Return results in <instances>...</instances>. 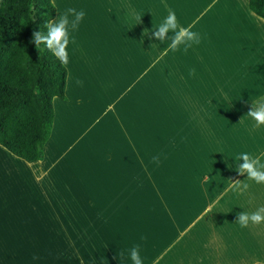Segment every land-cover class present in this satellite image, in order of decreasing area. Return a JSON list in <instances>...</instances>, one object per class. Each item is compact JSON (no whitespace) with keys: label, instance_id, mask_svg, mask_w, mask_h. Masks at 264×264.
I'll list each match as a JSON object with an SVG mask.
<instances>
[{"label":"rangeland","instance_id":"obj_1","mask_svg":"<svg viewBox=\"0 0 264 264\" xmlns=\"http://www.w3.org/2000/svg\"><path fill=\"white\" fill-rule=\"evenodd\" d=\"M109 1L94 8L87 0L79 9L75 0L64 2L63 14L75 8L84 16L76 29L68 17L67 100L53 102L54 126L37 183L44 191L0 149V264H133L135 246L143 264H172L173 255L174 264H201L202 251H193L204 237L198 219L206 215L205 233L214 236L207 215L218 199L240 176L242 184L254 181L237 172L243 163L237 157L248 153L264 164L249 106L232 125L220 115L225 101L218 98L227 80L236 79L233 87L247 83L261 98L246 104L264 102V61L258 78L241 79L224 54H210L217 99L199 100L205 87L215 90L190 68L189 54L144 53L140 29L111 19ZM171 42L172 36L165 44L150 37L147 44ZM246 68L253 72L245 66L243 73ZM205 102L212 113L206 117L199 110ZM258 185L264 189V182ZM192 237L197 240L188 245Z\"/></svg>","mask_w":264,"mask_h":264},{"label":"crops","instance_id":"obj_2","mask_svg":"<svg viewBox=\"0 0 264 264\" xmlns=\"http://www.w3.org/2000/svg\"><path fill=\"white\" fill-rule=\"evenodd\" d=\"M99 1L92 0L94 8ZM64 2L67 3V0H54L57 7V18L63 15ZM76 2L79 9L87 0H75ZM189 3L187 5L186 0H110L109 4L112 8L109 13L112 14L111 19L115 21L123 20L126 29L133 27L140 29V34L146 43L143 50L144 53L148 54L149 52L163 53L171 48L172 42L164 48H150V44L148 45L147 42L150 37L155 38L153 32L158 30V26L164 22L170 11H174L179 26L178 29H193L192 32L197 33L199 36V43L189 42L191 46L187 48V51H185V44L172 51L174 53L184 52L189 54L190 68L195 67L198 70V75L199 73L204 75L205 81L202 83L204 86L208 83L212 87H216V83L208 71L209 68H214L208 60L210 54L214 53L224 54L223 58L229 64V68H234L236 75L240 76L241 79L246 78V76L258 78L257 75L261 74L260 68L264 61V21L248 9V0H189ZM185 13L189 14L190 19L189 24L183 27ZM170 36L173 37L172 34H166V37ZM165 39L162 41L164 44ZM157 41L159 42V40ZM212 49L218 50L213 51ZM246 60H250V64L246 65ZM245 66L254 68L253 72L250 74V70L246 68L244 75L242 69ZM147 69L148 65L146 63L143 70L147 71ZM228 75H232V73H228ZM67 83H69V76ZM237 83L238 80L236 79L235 81L227 80L226 88L224 91L221 89V93L218 94V98L225 101L221 105L224 112H221L220 115L231 117L233 119L232 125L238 120L239 115H243L245 106L246 108L249 106V109L254 106V103L249 105L246 104L247 102L261 99L256 97V93L250 91L249 84L246 83L238 88L233 87ZM215 87H213L215 92L210 94L209 91H206V87L204 90L199 91L204 98L199 97V100L207 102L208 96L217 99L216 93L218 92ZM69 90L71 91L70 87ZM119 98L120 96L116 99ZM206 102L199 108L201 116L205 117L212 114ZM59 108L56 107V120L59 118ZM256 126L258 132L256 142L262 141L264 143V129H261L264 124H257L256 122ZM0 149H3L22 172L31 178L34 182V189L44 191V183L38 186L37 183L43 178V166L46 162L28 163L16 157L1 145ZM243 176L237 179L241 183ZM247 184H249V187L246 190H237L231 186L218 199V204H215L210 214L207 215L208 219L210 217L214 220V236L205 233L208 232V221L207 224H204L206 215L198 219L201 227L205 229L204 237L203 241L200 238L195 242L197 246L201 245L195 247L193 251L195 252L198 248L202 251V255L205 257L201 258V264H254L256 262L264 264V221L259 224L249 222L247 227H241L237 220L240 212L251 214L259 208H264V189L256 181H249ZM217 211H220V213ZM193 239L194 237H192L191 242L189 240L188 245L197 240ZM188 253L190 254V248ZM163 257L165 256L158 257L154 262L161 261ZM173 257L175 259H172V264L175 260L179 262L174 255Z\"/></svg>","mask_w":264,"mask_h":264},{"label":"trees","instance_id":"obj_3","mask_svg":"<svg viewBox=\"0 0 264 264\" xmlns=\"http://www.w3.org/2000/svg\"><path fill=\"white\" fill-rule=\"evenodd\" d=\"M264 21V0H248ZM52 0H0V145L32 163L44 159L54 126L55 99L66 101L68 71L33 31L56 17Z\"/></svg>","mask_w":264,"mask_h":264},{"label":"clouds","instance_id":"obj_4","mask_svg":"<svg viewBox=\"0 0 264 264\" xmlns=\"http://www.w3.org/2000/svg\"><path fill=\"white\" fill-rule=\"evenodd\" d=\"M70 14L74 16V19L71 21V27L72 29H76L84 16V12L77 11L75 8H68L66 12L57 19L47 21L44 25V27L47 28L46 35L39 30L33 31L31 40L29 41V43H34L37 49H39L41 44H44L63 64L68 63V17ZM178 27L175 12L170 11L164 22L158 26V30L153 32V36L157 40L163 41L169 31L174 32L175 35L172 37V44L170 45L172 50H176L180 44H185V51H187V48L191 46L189 42L199 43V36L197 33L192 32L189 28H180L177 30ZM191 74H194V70ZM247 114L251 116L257 124H264V102L258 103L256 107H251ZM156 159L157 158H154V160ZM237 159H242L243 161V163L239 165V170L237 171L239 174L246 173L249 179L257 183L264 182V164H261L258 158H254L248 153H240ZM232 187L237 190H246L249 185L247 183L242 184L240 180H235L234 182L232 181ZM237 220L241 227H247L249 222L259 224L264 221V208H259L256 212L251 214L240 212ZM121 255H123V253H121ZM130 257L133 264H143L138 246L130 250Z\"/></svg>","mask_w":264,"mask_h":264},{"label":"bare ground","instance_id":"obj_5","mask_svg":"<svg viewBox=\"0 0 264 264\" xmlns=\"http://www.w3.org/2000/svg\"><path fill=\"white\" fill-rule=\"evenodd\" d=\"M71 134V133H70Z\"/></svg>","mask_w":264,"mask_h":264}]
</instances>
